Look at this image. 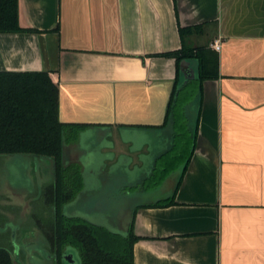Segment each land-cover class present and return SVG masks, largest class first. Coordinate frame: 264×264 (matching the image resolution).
Masks as SVG:
<instances>
[{
    "label": "crops",
    "instance_id": "1",
    "mask_svg": "<svg viewBox=\"0 0 264 264\" xmlns=\"http://www.w3.org/2000/svg\"><path fill=\"white\" fill-rule=\"evenodd\" d=\"M17 11L37 31L0 32V71L48 73L58 120L78 125L69 156L96 149L139 166L132 179L146 162L176 163L174 184L134 205L133 264H264V0H18ZM182 45L207 49L216 76L176 85L175 58L158 53Z\"/></svg>",
    "mask_w": 264,
    "mask_h": 264
},
{
    "label": "trees",
    "instance_id": "2",
    "mask_svg": "<svg viewBox=\"0 0 264 264\" xmlns=\"http://www.w3.org/2000/svg\"><path fill=\"white\" fill-rule=\"evenodd\" d=\"M17 8L18 0H0V32L37 31L19 25ZM188 31V28L179 27L181 37ZM207 54L203 46L183 45L176 50L158 53L175 58L176 85L180 76L179 62L183 58L197 61L199 78L196 80L199 83L205 78L215 77V62L213 59L209 62ZM57 106V87L46 71H0V154L25 153L51 157L57 167L54 185L56 207L61 200L59 191L62 182L57 172L62 145L66 133L73 136L78 128V125L58 120ZM79 184V180H74L72 187L77 188ZM175 189L176 186L163 204L172 202ZM133 217L134 210L125 233H118L76 217H65L57 210L51 230V246L58 256L55 264H67L60 257L63 245L76 248L79 255L76 264H133L132 245L138 238L132 228ZM0 264H13L9 251L1 246Z\"/></svg>",
    "mask_w": 264,
    "mask_h": 264
},
{
    "label": "rangeland",
    "instance_id": "3",
    "mask_svg": "<svg viewBox=\"0 0 264 264\" xmlns=\"http://www.w3.org/2000/svg\"><path fill=\"white\" fill-rule=\"evenodd\" d=\"M195 88V83L190 84L185 95ZM84 150L82 175L87 180L83 181V188L88 193L78 204L83 211L77 214L88 220L93 217L114 232L128 228L136 203L152 199L155 191L175 182L176 173L171 170L176 163L164 162L167 158L158 159L150 171L149 163L142 164L140 168L148 174L132 179L139 166L129 169L121 162L106 164L96 149ZM51 172L46 157L37 160L25 153L0 154V245L10 250L14 264H52L41 227L48 225L52 216V205L45 201L44 192L45 185L52 181ZM11 230L15 237H10Z\"/></svg>",
    "mask_w": 264,
    "mask_h": 264
},
{
    "label": "flooded vegetation",
    "instance_id": "4",
    "mask_svg": "<svg viewBox=\"0 0 264 264\" xmlns=\"http://www.w3.org/2000/svg\"><path fill=\"white\" fill-rule=\"evenodd\" d=\"M33 156H34V158H37V160H40V157L41 158L46 157L48 160V166L50 165V167L52 168V172H51L52 173V181H50L44 187V192H45V196H46L45 201H47L49 204L52 205V209H51L52 216H51V221L48 225L41 226L42 230H43V234H44L43 236L47 240V251H46V253H47L48 257L52 260V264H55L56 261L58 260L57 253H56L55 249L51 246V230L53 227L54 218H55V214H56L57 210L60 212V214H62L65 217H76V218H79V219H81V220H83L89 224H92L94 226L102 227V228L107 229L108 231L114 232V231L108 229L106 226L98 224L99 221H97V219H95L93 217L90 218L91 220L90 219L88 220L87 218H84L81 215L77 214L78 212L81 213V211H83L78 206V204L80 202H82V200L84 199L83 197L88 193L87 189L83 188V181H85L83 179V175H82L83 174L82 173L83 172L82 171L83 163L81 162L80 159H76L75 157H71L68 155V150L65 148L64 142L62 145L61 162H60V166L58 168L59 174L57 172V175H59L61 177V182H62V186L60 187V191H59V195L61 197V200H60V203L57 207H56V201H55L56 192L54 189V185H55V181H56L57 167L55 166L53 159L49 156H38V155H33ZM74 180H76V181L79 180V182H80L79 187H77V188L72 187V182ZM106 184H107V182H106ZM106 189H108V187ZM70 193H71V195L67 198V195H69ZM8 227H10V226H8ZM125 231L120 232V233H125ZM11 232H12V235H11ZM10 237H15V231L14 230L10 231ZM0 246L6 248L3 245H0ZM6 249L10 253V250L8 248H6ZM10 255H11V253H10ZM11 257H12V255H11ZM60 257H61V260L67 264H76L79 261L78 251L76 250V248H74L71 245H63V247L60 251ZM12 259H13V257H12ZM13 262H14V260H13ZM20 264H26V263L20 262Z\"/></svg>",
    "mask_w": 264,
    "mask_h": 264
},
{
    "label": "water",
    "instance_id": "5",
    "mask_svg": "<svg viewBox=\"0 0 264 264\" xmlns=\"http://www.w3.org/2000/svg\"><path fill=\"white\" fill-rule=\"evenodd\" d=\"M196 61V60H195ZM197 64V61H196ZM180 76L179 82H185L189 78H199L198 70H194L190 67V59L183 58L179 62Z\"/></svg>",
    "mask_w": 264,
    "mask_h": 264
},
{
    "label": "built area",
    "instance_id": "6",
    "mask_svg": "<svg viewBox=\"0 0 264 264\" xmlns=\"http://www.w3.org/2000/svg\"><path fill=\"white\" fill-rule=\"evenodd\" d=\"M211 46H212L214 49L218 50L219 47H220V41H219V39H214V41L211 43Z\"/></svg>",
    "mask_w": 264,
    "mask_h": 264
}]
</instances>
